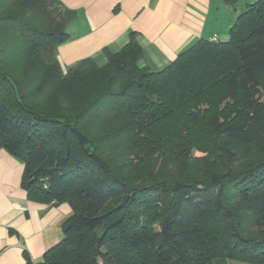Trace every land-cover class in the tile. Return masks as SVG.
Segmentation results:
<instances>
[{
	"label": "trees",
	"instance_id": "16d2710c",
	"mask_svg": "<svg viewBox=\"0 0 264 264\" xmlns=\"http://www.w3.org/2000/svg\"><path fill=\"white\" fill-rule=\"evenodd\" d=\"M76 19L61 0H0V150L30 201L72 209L26 264H264V0L160 71L131 33L64 73Z\"/></svg>",
	"mask_w": 264,
	"mask_h": 264
},
{
	"label": "crops",
	"instance_id": "0c3cea01",
	"mask_svg": "<svg viewBox=\"0 0 264 264\" xmlns=\"http://www.w3.org/2000/svg\"><path fill=\"white\" fill-rule=\"evenodd\" d=\"M257 0H239L237 9L222 0H61L77 12L71 39L58 49L64 71L92 58L106 63L105 49L115 53L136 33L145 57L141 65L160 71L200 40L225 42L238 15ZM24 164L0 150V264L33 263L62 239L71 207L30 201L22 188ZM214 264H248L219 261Z\"/></svg>",
	"mask_w": 264,
	"mask_h": 264
},
{
	"label": "rangeland",
	"instance_id": "374dc122",
	"mask_svg": "<svg viewBox=\"0 0 264 264\" xmlns=\"http://www.w3.org/2000/svg\"><path fill=\"white\" fill-rule=\"evenodd\" d=\"M223 1V0H222ZM228 5V4H227ZM230 6V5H229ZM237 9V8H236ZM246 9V8H245ZM245 9L244 10H242V12L243 11H245ZM241 14V13H240ZM239 16V15H238ZM236 21V20H235ZM229 39V38H228ZM227 39V40H228ZM67 71H64V73H66ZM203 156H205L203 153H201V152H199V151H197V150H195L194 149V157H198V158H203Z\"/></svg>",
	"mask_w": 264,
	"mask_h": 264
},
{
	"label": "built area",
	"instance_id": "2783aa9c",
	"mask_svg": "<svg viewBox=\"0 0 264 264\" xmlns=\"http://www.w3.org/2000/svg\"><path fill=\"white\" fill-rule=\"evenodd\" d=\"M211 41H212V42H217L218 40H217V38L215 37V38H213Z\"/></svg>",
	"mask_w": 264,
	"mask_h": 264
}]
</instances>
